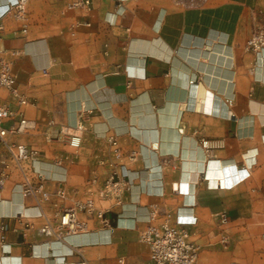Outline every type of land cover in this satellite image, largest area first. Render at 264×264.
I'll use <instances>...</instances> for the list:
<instances>
[{"label": "crops", "instance_id": "obj_1", "mask_svg": "<svg viewBox=\"0 0 264 264\" xmlns=\"http://www.w3.org/2000/svg\"><path fill=\"white\" fill-rule=\"evenodd\" d=\"M10 1L0 0V58L11 61L21 93L34 104L22 105L0 88V106L16 112L4 126L17 128L20 112L32 123L0 138V173H5L0 264H69L81 255L88 264H120L119 258L149 264L140 237L149 206L158 205L155 221L160 222L184 202L195 204L198 218L189 226L201 246L197 264H264V50L247 46L264 30V0H92L90 9L68 8L73 0H29L27 32L6 11ZM210 90L214 98L208 97ZM225 106L229 117L210 111ZM79 122L85 124L84 137L75 150L69 137ZM113 134L123 163L141 177L149 173L138 153L142 144L147 157L163 165L164 195L144 193L136 181L126 205L106 213L113 224L121 212L137 217L135 229L69 238L53 244V258H46L40 254L48 239L42 226L53 217L54 203L67 207L87 198L117 169ZM204 140L209 151L201 145ZM15 143L38 148L39 167L53 179L45 183L50 196L40 202L21 192L24 173L10 150ZM253 148L256 163L247 168L244 154ZM133 150L135 158L129 156ZM171 164L202 173L189 196L172 189L180 172ZM210 167L214 183L219 175L241 177L220 188L205 178ZM158 176L152 171L150 178ZM60 187L66 191L63 199L54 194ZM221 212L229 217L224 225L217 217ZM88 222L94 230L102 227L95 217ZM97 238L110 241L91 243ZM75 242L83 244L65 254Z\"/></svg>", "mask_w": 264, "mask_h": 264}, {"label": "built area", "instance_id": "obj_2", "mask_svg": "<svg viewBox=\"0 0 264 264\" xmlns=\"http://www.w3.org/2000/svg\"><path fill=\"white\" fill-rule=\"evenodd\" d=\"M28 1L29 0H13L7 3V12L11 13L15 18L19 19L22 24V32H27L28 28ZM123 2L126 0H117ZM86 7L90 9L92 7V0H73L68 4V8ZM0 24V28H2ZM247 46L250 48H256L264 50V30H261L248 40ZM0 88H6L22 105L34 104L23 93H21L16 76L12 71L11 61L5 58H0ZM207 111V110H206ZM211 111V110H210ZM212 112V111H211ZM215 113V112H214ZM219 114L229 117V107L225 106ZM16 115V112L8 105L0 106V138L2 140L8 135L9 132H17L25 127L29 126L30 121L24 117V114L20 112V123L17 128L7 129L4 123ZM85 128L84 122H79L73 127V131L70 133L69 143L75 150H78L83 141V131ZM109 141L112 146L114 158L117 160V169L114 170L105 181L101 182L90 195L82 200H76L72 205L67 207H61L56 201L54 203L56 211L53 217H46L45 223L42 226V232L48 236V239L40 244L44 247V254L46 258H53L52 246L56 243H66L69 238L85 237L88 235H97L103 231L112 235L117 227L125 229H135L137 227V217H126L124 213H118L116 217V224H113L106 213L114 205L124 207L126 205L125 198L127 194L131 192V188L136 181L141 186L144 193L149 195L163 196L165 193L163 183V165L158 160H153L152 157H147L149 153L147 146L142 144L138 150L139 156L144 159V168L149 169L148 177H141L139 171H133L123 163L124 153L122 147L118 141L117 135L113 134L109 136ZM202 147L209 151L210 144L208 140L202 142ZM156 143H152L149 147L154 149ZM11 154L14 160L18 163L19 167L24 173V181L20 184L21 192L24 195H33L40 200L50 196V192L46 189L45 183L48 180H53L46 172L40 167L41 152L38 148L23 143H15L10 145ZM209 153V152H208ZM258 149L253 148L248 150L244 155L246 157L247 168L256 163V156ZM136 151L133 150L129 156L135 158ZM64 158H59L57 163L62 165ZM208 160V159H207ZM205 161V163L207 162ZM185 164V161H183ZM224 164L223 162H220ZM184 164H171L170 167L173 170H179V178L172 182L171 186L174 191L184 196H189L194 191V184L199 183L201 179L200 171H189V178L186 179L185 175L188 172L185 169ZM246 168V169H247ZM244 169V170H246ZM154 172L160 173V176L152 179L150 175ZM197 174V177L194 178ZM247 175V174H246ZM205 178H209L206 173ZM5 173H0V188L4 185ZM66 178H61L59 181H65ZM195 180V181H194ZM96 178L92 183H96ZM154 182L156 185H154ZM194 183V184H193ZM97 184V183H96ZM216 186L220 188H226L222 183ZM58 198H65L66 191L60 187L54 192ZM82 214L84 217H82ZM159 208L157 204H151L149 211L146 213L147 225L141 230V240L148 246L149 252V264H197V260L200 252V244L192 237V232L189 226L197 223V215L195 213V204L184 202L177 207L175 214L167 216L164 220L156 222L158 218ZM42 216L43 212L37 214H29L27 212L21 213L20 216ZM97 218L102 222V227L98 230H94L89 226V218ZM219 222L224 225L229 221V217L226 212L217 214ZM122 220L127 222L121 223ZM128 220H132L129 223ZM107 239L97 238L91 240V243H105L109 242ZM228 242V236L223 234L221 237V243L226 244ZM83 242H78L71 246L70 249L65 248V254L73 255L75 248L81 246ZM36 246V245H34ZM6 245L2 244V252H6ZM35 254H39L35 251ZM80 259L69 262V264H88L83 255ZM120 264H125L123 258H119Z\"/></svg>", "mask_w": 264, "mask_h": 264}, {"label": "bare ground", "instance_id": "obj_3", "mask_svg": "<svg viewBox=\"0 0 264 264\" xmlns=\"http://www.w3.org/2000/svg\"><path fill=\"white\" fill-rule=\"evenodd\" d=\"M207 93V92H206ZM208 97L209 98H214L215 97V94L210 90L209 91V93H208ZM208 101V100H207ZM207 105H208V103H207ZM211 111L212 112H215V113H219V112H221L220 110L218 111V110H215V109H211ZM221 166H222V164L220 163L219 164V169L221 170ZM190 168V167H189ZM211 170V167H210V169L208 170V175L210 176V178L212 179V184H216V182H218V184H220V183H222L224 186H227V187H229V185H231V184H233V182L235 183L240 177H241V175L240 174H235L234 175V178H233V180H230V177H224V178H222V176L221 175H219V177H217L216 178V182L214 183V178L215 177H213V174H212V172L210 171ZM190 173V172H189ZM189 173L188 172H186V175H185V177H186V179L187 178H189Z\"/></svg>", "mask_w": 264, "mask_h": 264}, {"label": "rangeland", "instance_id": "obj_4", "mask_svg": "<svg viewBox=\"0 0 264 264\" xmlns=\"http://www.w3.org/2000/svg\"><path fill=\"white\" fill-rule=\"evenodd\" d=\"M251 37H252V36H251ZM31 125H32V123L30 122V123H29V126H31ZM82 143H83V141H82ZM81 145H82V144H81ZM80 147H81V146H80Z\"/></svg>", "mask_w": 264, "mask_h": 264}]
</instances>
